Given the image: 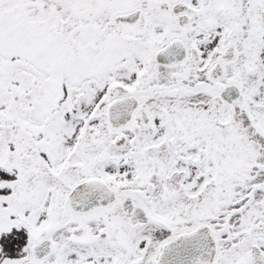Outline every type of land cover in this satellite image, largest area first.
Here are the masks:
<instances>
[{
	"label": "snow or ice",
	"instance_id": "obj_1",
	"mask_svg": "<svg viewBox=\"0 0 264 264\" xmlns=\"http://www.w3.org/2000/svg\"><path fill=\"white\" fill-rule=\"evenodd\" d=\"M0 264H264V0H0Z\"/></svg>",
	"mask_w": 264,
	"mask_h": 264
}]
</instances>
